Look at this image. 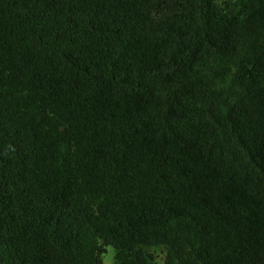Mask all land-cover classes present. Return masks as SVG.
Instances as JSON below:
<instances>
[{"label": "trees", "instance_id": "1", "mask_svg": "<svg viewBox=\"0 0 264 264\" xmlns=\"http://www.w3.org/2000/svg\"><path fill=\"white\" fill-rule=\"evenodd\" d=\"M264 264V0H0V264Z\"/></svg>", "mask_w": 264, "mask_h": 264}, {"label": "rangeland", "instance_id": "2", "mask_svg": "<svg viewBox=\"0 0 264 264\" xmlns=\"http://www.w3.org/2000/svg\"><path fill=\"white\" fill-rule=\"evenodd\" d=\"M114 253L115 251L112 248L108 249L107 253L103 258L104 264H115Z\"/></svg>", "mask_w": 264, "mask_h": 264}]
</instances>
